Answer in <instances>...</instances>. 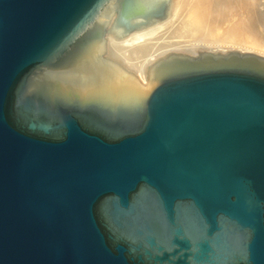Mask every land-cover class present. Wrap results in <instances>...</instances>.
Instances as JSON below:
<instances>
[{
  "label": "water",
  "instance_id": "obj_1",
  "mask_svg": "<svg viewBox=\"0 0 264 264\" xmlns=\"http://www.w3.org/2000/svg\"><path fill=\"white\" fill-rule=\"evenodd\" d=\"M183 0H0V264H264V55L110 51Z\"/></svg>",
  "mask_w": 264,
  "mask_h": 264
},
{
  "label": "bare ground",
  "instance_id": "obj_2",
  "mask_svg": "<svg viewBox=\"0 0 264 264\" xmlns=\"http://www.w3.org/2000/svg\"><path fill=\"white\" fill-rule=\"evenodd\" d=\"M256 4L255 0H188L184 18L170 20L148 38L135 42L133 49L110 54L135 68H140L145 56L152 52L192 45L237 48L264 55V18L256 11Z\"/></svg>",
  "mask_w": 264,
  "mask_h": 264
},
{
  "label": "rangeland",
  "instance_id": "obj_3",
  "mask_svg": "<svg viewBox=\"0 0 264 264\" xmlns=\"http://www.w3.org/2000/svg\"><path fill=\"white\" fill-rule=\"evenodd\" d=\"M255 1L257 3L255 5V7H256L255 9H257L256 11H258V14L260 15V17L264 18V13H263L264 12V0H255ZM187 2H188V0H184V2L182 3L183 7L181 8V10H179V12H181V13H178L176 18H178V19H180L182 17L184 18L185 14H187L188 8L187 9L185 8L186 7L185 4H187ZM259 2H260V4H259Z\"/></svg>",
  "mask_w": 264,
  "mask_h": 264
}]
</instances>
